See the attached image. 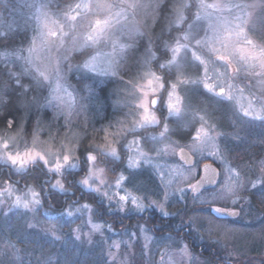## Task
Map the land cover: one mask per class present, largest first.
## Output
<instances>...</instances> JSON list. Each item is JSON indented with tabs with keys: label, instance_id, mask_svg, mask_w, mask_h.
Returning a JSON list of instances; mask_svg holds the SVG:
<instances>
[{
	"label": "clouds",
	"instance_id": "obj_1",
	"mask_svg": "<svg viewBox=\"0 0 264 264\" xmlns=\"http://www.w3.org/2000/svg\"><path fill=\"white\" fill-rule=\"evenodd\" d=\"M202 2L218 7H209V15L205 16ZM42 9L46 12L37 17ZM178 10L184 17L180 24L175 22ZM0 11L6 18L10 13L21 22L15 36L0 40V48L11 49L8 57L0 59V109L14 103L23 113L19 122H0V166L10 173L0 175V228H14L17 218L22 217L21 227L27 234L25 223L27 228L30 222L36 229L44 228L40 215L48 214L46 209L57 210L66 218L77 246L87 250L91 264H114L109 255L113 237L104 232L90 235L85 224H77L81 238H76L72 228L75 220L61 214V210L66 213L86 204L96 216L103 215L105 223L111 221L108 231L115 230L119 239H127L146 227L155 238L151 255L145 252L143 241L133 236L134 249L125 246L120 253L121 258L127 257L128 264H160L156 259L158 245L170 239L180 243H186V239L195 241L197 233L185 230L198 232L199 217L194 214L197 202L187 195L181 206L171 194L165 201L164 186L151 165L142 164L135 170L127 167L128 158L134 154L130 145L143 148L154 160H168L174 156L163 153L162 144L187 148L192 143L190 133L194 135L192 129L199 127L201 116L213 129L232 124L240 128L250 123L264 126V120L246 119L243 115L249 104L264 109V0H8ZM29 16L30 28L23 24ZM186 33H191L188 41L184 40ZM214 37L218 39L213 44L198 43ZM177 42L185 44L183 62L189 66V83L179 87L184 112L171 115L166 104H153L160 125L138 128L145 73H155L169 87L179 83L175 72L165 67ZM34 44L33 55H40L28 63L25 58ZM193 52L205 63L194 60ZM101 53L109 55L110 61L107 67L97 68L95 60ZM61 81L71 86L82 102H103L101 109L95 105L91 108L95 119L90 118L83 103L84 117L74 128L49 113ZM197 89L207 97L190 102L189 92ZM219 104L227 105V115L218 111ZM29 115L35 117L30 128ZM164 124L171 131L168 137L161 138ZM184 132L187 135H182ZM27 152L42 153L47 164L37 159L21 169L8 159L9 155L23 156ZM65 156L70 161L65 162ZM58 163L62 165L60 172L54 171ZM33 170L43 172L40 183L30 178ZM94 170H102L104 182H96L99 191L82 183ZM122 177L119 195L131 191L143 197L147 206L142 211L131 202L120 208L119 196L113 189ZM57 180L64 184V191L55 187ZM9 188L13 195H9ZM29 188L43 193L41 204L29 209L17 206L15 197ZM103 192H108L111 199H105ZM56 197L64 198L63 207L53 203ZM154 201L166 204L167 214ZM11 242L14 251L0 257V264H20L27 254L23 239L13 238ZM53 258L59 264L58 252L54 251H49L41 264H49ZM236 264L245 262L238 260Z\"/></svg>",
	"mask_w": 264,
	"mask_h": 264
},
{
	"label": "snow or ice",
	"instance_id": "obj_2",
	"mask_svg": "<svg viewBox=\"0 0 264 264\" xmlns=\"http://www.w3.org/2000/svg\"><path fill=\"white\" fill-rule=\"evenodd\" d=\"M209 7L216 8L218 5H206L202 2L201 9L205 16L209 13L207 9ZM183 12L178 10L176 23L180 24L183 22ZM55 35V33H53ZM191 39V33H186L184 35V40L188 41ZM218 37H214L209 40L201 41L198 43L202 44H213ZM185 44L177 42L174 47L171 48V54L166 59L165 67L169 70L175 72L179 77L178 84H172L170 87L167 82L161 80V77L152 72L145 73L146 85L141 90V96L139 98V108L141 112L139 113L140 119L136 126L138 128L144 127H155L160 125V120L158 119L156 113L152 110V105L156 104L163 107L165 104L169 114L180 116L184 112V103L179 94L180 85H187L189 80L186 76L189 71V66H186L183 62V56L185 55ZM35 52V44L32 49H29V56L26 59L28 63L32 62V56ZM10 55L8 52H0V59L6 58ZM194 60L198 61L200 64H204L205 60L195 52L191 53ZM207 87L211 88V84H207ZM159 96V100L153 99V97ZM244 117L251 118L254 120H264V109H257L253 105L249 104L248 107L243 109ZM11 123V122H10ZM170 128L167 124L161 127L160 137L165 138L169 136ZM190 133L192 143L187 148H179L169 142H164L162 144V152L165 154L172 153L174 157L177 155L179 159L183 161V169L180 166H174L169 164L167 160L152 159L148 153H146L141 147H134L130 145L131 151L134 153L128 158L127 167L131 170L139 168L142 164L151 165L156 171L157 176L161 180L164 186L163 199L167 201L169 199V194L172 196L177 193L180 194V199H186L187 194H191V197L196 202H203L208 204L209 207L220 203L222 206H216L214 211L220 215H231L236 216L237 212L230 210L229 205L232 208L239 206L241 201L246 198V196L251 195L252 197H259V204L264 206V160L259 163V173L255 179L251 178L250 171L251 168L239 169V165L229 166L231 162L225 157L226 146L222 147L221 138L226 135V133L220 129L217 125L215 129L207 123L203 116L200 117L199 127H193ZM233 139H239V135H232ZM260 143H264L261 140ZM5 147L8 145L5 144ZM112 155L116 156L115 148L111 149ZM9 161L19 168H25L29 164L33 163L37 159L43 160L47 164V160L44 155L40 152H27L23 156L20 155H9ZM89 159H94L89 157ZM65 162L70 161V157H64ZM163 161V163L161 162ZM216 161H220L217 164ZM75 168L76 165L72 164ZM234 168L239 169L235 170ZM52 169H50L51 171ZM62 170V165L59 163L54 171L60 172ZM225 170L227 175L225 176ZM103 183L102 170H94L88 173V175L82 180L85 187L92 191H99L96 187V182ZM124 178L116 182L114 189H117L116 194L119 196L120 208L124 209L127 204L131 202L138 211H142L147 205L143 197L138 194L128 191L124 195H119V188L122 187ZM210 186V187H209ZM55 187L59 191H64L65 186L60 181L57 180ZM249 189L255 191L249 192ZM9 195H13V190L9 188ZM242 193L244 195H242ZM105 199H111L108 192L101 193ZM43 193L37 192L34 189L29 188L28 191L23 195H17L15 197V203L19 207L25 209L32 208L33 206L41 204V197ZM27 197V198H26ZM227 202V203H224ZM156 206L160 208L162 212L167 214L166 204L160 203L158 201L153 202ZM242 210V209H241ZM61 214L67 215L69 218L76 217L78 214H87L89 216L88 224L89 234H100L104 232L105 225L96 222L95 212L88 205H81L75 207L74 209H68L67 212L61 210ZM44 230L56 241L62 239L61 225L57 221L42 220L41 221ZM29 228H34V223H29ZM72 228L75 229L76 238H81V233L77 224H73ZM110 229V228H109ZM226 231L231 232L232 229H227ZM138 237L143 241V248L145 252L150 256L151 249L154 244V236L147 228H141L138 232L132 233L127 239H117L110 243L109 245V255L113 258L114 264L116 260L120 261V264H128L127 257L121 258L120 253L127 246L128 248L134 249V244L132 237ZM165 249L164 253L161 254L162 264L163 256L168 254L169 250H175L182 254L183 258H186L187 264H201V262L195 258L189 251V245L186 243H180L176 240L170 239L168 242L159 245ZM9 250L14 251V244L10 242L7 245ZM235 252L229 253V255H235ZM226 264H234L233 261H228Z\"/></svg>",
	"mask_w": 264,
	"mask_h": 264
},
{
	"label": "rangeland",
	"instance_id": "obj_3",
	"mask_svg": "<svg viewBox=\"0 0 264 264\" xmlns=\"http://www.w3.org/2000/svg\"><path fill=\"white\" fill-rule=\"evenodd\" d=\"M0 2H5V0H0ZM5 6V5H4ZM1 7V6H0ZM46 10H41V12L37 13V17L42 15ZM23 15V14H21ZM31 16L27 17L23 24L31 27L30 24ZM21 24L20 21L16 19L15 16H12L10 13L7 15H3V11H0V40L8 38L19 30L18 25ZM10 48H0V52H10ZM122 54V53H120ZM39 53H35L32 56V59H38ZM110 61L109 55L105 53H101L98 55L95 60V64L97 68L107 67ZM197 90H192L189 92V101L190 102H198L200 100V96L197 94ZM96 95H99L97 91ZM124 101H121L123 103ZM89 113L90 118L95 119V115L91 112V108L93 105L99 110L102 108L103 102L97 103L95 100H85L81 101L77 94L73 91V88L68 84L61 81L60 88L55 93V98L52 99V106L49 108V113L54 116L57 120L62 122L67 126H74L84 117V109ZM219 112L227 115L229 109H219ZM30 117L35 119L34 116L29 115ZM100 118H103V112H101ZM211 123V121H210ZM228 125L220 126V129L224 131V129ZM225 132V131H224ZM182 135H187V132L182 133ZM234 144L231 143V147H228L229 137L228 134L221 138L222 147L226 146L225 157L231 162L229 166L237 165L232 159L241 156L242 152H239L241 146L240 142L236 139ZM233 142V141H232ZM235 146V148H233ZM255 146V145H253ZM235 151V152H234ZM253 156V152L248 153ZM258 157V155H256ZM260 160H253V165L247 161L246 163H240L239 169H249L251 178L255 179L259 173V163L261 160H264V156H261ZM163 163V161H161ZM169 164L174 166H180L181 169L186 167L179 156L177 155L174 158H170L167 160ZM217 164H220V161H216ZM252 166V167H251ZM234 168L235 170H239ZM227 172L225 170V176ZM113 191H117V189H113ZM255 190L249 189V192H253ZM121 194H125L121 192ZM188 196H191L190 192L186 193ZM242 195H244L242 193ZM181 206L185 204V200L180 199V194L177 193L173 196ZM227 203V202H224ZM199 207L195 211V215L199 217L198 224V232L197 229H191L189 231L196 232L198 238L196 239L197 245H207L209 248H213L217 252V256L224 259L226 262L233 261L236 264V261L242 260L245 264H264V223L258 222V211L255 210L256 202L253 200L251 195L246 196L244 200L241 201L239 206L232 208L229 205L230 209H243L242 215L240 218L236 219L234 224L224 223L222 221L216 220L215 216H220V214L214 211L216 206H222L220 203L209 207L208 204L201 202H197ZM48 214H44L46 217L53 219L59 218V224L61 225L62 231V239L59 241L54 240L45 230L44 228L36 229V228H27V224L25 223L26 233L23 232V218L18 217L15 222V227H8V230L5 231L3 228H0V257H2L5 253L9 252L7 245L11 242L13 238L23 239L25 241V252L26 255L23 256L20 264H41V262L47 256L49 251L58 252L60 261L59 264H91V259L87 255V250L81 247H78V242H75L74 237L71 236V230L67 227L65 220L66 218L58 213H53L47 210ZM210 211V214L207 213ZM256 212V215H253ZM79 217V219H77ZM75 220V224H85L87 228L90 227L88 224L89 216L87 214L80 215L78 214L76 217L70 218ZM40 220H45L40 217ZM98 222V221H96ZM101 223V222H98ZM104 224V223H101ZM105 225V224H104ZM112 225H105L104 233L105 235H111L113 240L119 239L116 235V231L113 230L111 232L108 231ZM227 229H232L233 231L228 232ZM112 240L109 241L111 243ZM199 249V248H198ZM165 249L161 246H157L156 250V259L161 261V254L164 253ZM189 251L192 255L197 258L201 264H225L219 261H213L211 259L202 258L198 253H194L193 250L189 246ZM200 252V251H199ZM235 252V255H229V253ZM43 254V255H42ZM49 264H56L55 258L49 261ZM162 264H187L186 258L182 257V254L177 251L169 250L167 255L163 256Z\"/></svg>",
	"mask_w": 264,
	"mask_h": 264
},
{
	"label": "trees",
	"instance_id": "obj_4",
	"mask_svg": "<svg viewBox=\"0 0 264 264\" xmlns=\"http://www.w3.org/2000/svg\"><path fill=\"white\" fill-rule=\"evenodd\" d=\"M7 4H8V0H5L4 3L0 2L1 7L4 5L6 6ZM3 15H5L4 12H3ZM13 36H15V35H12L10 37H13ZM196 94L198 96H200V98L201 97H207V94L203 93V91L199 90V89H197ZM208 99L212 100L213 98L208 97ZM219 109H228V107L225 104H219L218 110ZM0 110H2L4 112V115L0 116V122H7L9 119L16 120L17 122H19L20 117L23 115L22 111L20 109H18L14 103L6 104ZM33 122H34L33 118L30 117V119L28 120V127L29 128L31 127ZM245 126H247V129H248V131H247L248 133L246 136L248 144L245 145L246 148L242 145L238 146L237 148H240V150H238V151L242 152V155L240 157H241V159H243V161L248 160L249 163H251V162L253 163V160H251L252 157L248 153L253 152V156L258 155V158H262L261 156H264V143L260 144V142H259V139L264 140V126H261V124H259V123L245 124ZM226 129L227 128H225L224 131ZM251 130L253 131V133L251 132ZM250 140H253L254 143L251 144ZM254 144H256V146H253ZM233 148H235V146H233ZM243 161L239 159V161H237V162L240 164ZM9 174L10 173H9L7 168L0 166V175L8 176ZM29 176H30V178L34 179L37 183H40L41 177L43 176V172L40 170H33L29 174ZM88 198L93 199V200L96 199L95 197H92V196H89ZM53 203L57 206V208H61V207H63V204H64V198L56 197L53 199ZM47 210H49L53 213H58L57 210H52V209H47ZM207 213L210 214V211H207ZM40 217L42 219H45V220H50V221L53 220L49 217H46L44 214H41ZM96 219L98 222L104 223L105 225H112L111 221H109L108 223H105L103 221L105 219V217L103 215H97ZM55 221H59V218L55 219ZM186 243L190 246V248L193 250L194 253H198L202 258L211 259L213 261H219V262H223V263L226 262L224 259L217 256L216 250H214L213 248H209L207 245H204V244L197 245L196 240L192 241V240H187V239H186Z\"/></svg>",
	"mask_w": 264,
	"mask_h": 264
},
{
	"label": "flooded vegetation",
	"instance_id": "obj_5",
	"mask_svg": "<svg viewBox=\"0 0 264 264\" xmlns=\"http://www.w3.org/2000/svg\"><path fill=\"white\" fill-rule=\"evenodd\" d=\"M226 128L227 129L225 130V133L228 134V137H229V141H228V145L229 146L228 147H231V143L234 144V142H235V140H233V138H232V135H237L238 134L240 138L236 139V140H238L240 142V144L246 148L245 145L248 144L247 137H246L247 133H248L247 132L248 131L247 126L244 125L243 128H240L236 124H232V125H228ZM251 132L253 133L252 130H251ZM261 140H263V139H259V142ZM250 141H251V144L254 143L253 140H250ZM260 144H262V143H260ZM254 145L256 146V144H254ZM252 158H254L256 161L262 159V158H258L256 156H254ZM239 159L243 161V159H241L240 156H237V157L233 158L232 161L235 164L239 165V163L237 162V161H239ZM247 161L248 160H245L242 163H246ZM253 200H255V202H256V205L254 206L255 210L258 211L257 212L258 213V216H257L258 219L257 220H258L259 223H264V206L259 204V197H253ZM230 210H232V209H230ZM233 210L236 211V212H239L240 214L235 216V217L231 216V215H220V216L216 215L215 216L216 220L222 221L224 223H228V224H231V225L234 224L235 220L240 218V216L242 215V210L239 209V208L233 209ZM253 215H256V212ZM185 231L188 232L189 229H186Z\"/></svg>",
	"mask_w": 264,
	"mask_h": 264
},
{
	"label": "water",
	"instance_id": "obj_6",
	"mask_svg": "<svg viewBox=\"0 0 264 264\" xmlns=\"http://www.w3.org/2000/svg\"><path fill=\"white\" fill-rule=\"evenodd\" d=\"M183 163V161H181ZM184 164V163H183ZM210 187V186H209ZM237 216V215H236ZM235 217V216H234Z\"/></svg>",
	"mask_w": 264,
	"mask_h": 264
}]
</instances>
